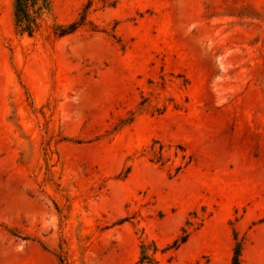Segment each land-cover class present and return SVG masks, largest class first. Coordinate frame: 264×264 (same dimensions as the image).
Instances as JSON below:
<instances>
[{"label":"rangeland","instance_id":"1","mask_svg":"<svg viewBox=\"0 0 264 264\" xmlns=\"http://www.w3.org/2000/svg\"><path fill=\"white\" fill-rule=\"evenodd\" d=\"M48 1L0 0V264H264V0Z\"/></svg>","mask_w":264,"mask_h":264},{"label":"trees","instance_id":"2","mask_svg":"<svg viewBox=\"0 0 264 264\" xmlns=\"http://www.w3.org/2000/svg\"><path fill=\"white\" fill-rule=\"evenodd\" d=\"M49 8L48 0H12V15L14 25L23 32L28 34L32 33L33 28L37 25V20L41 14ZM83 24V19L81 21H72L66 25H57L58 34H68L72 33L77 29L79 25ZM126 122V120H123ZM160 160V159H158ZM187 234L180 238H176L173 241V246H179L186 240ZM233 255L230 264H241L240 256L243 248L244 241L238 239L237 232L233 229ZM140 255L138 262L140 264H156L154 255L158 250L155 243L146 244L141 241L140 245Z\"/></svg>","mask_w":264,"mask_h":264}]
</instances>
